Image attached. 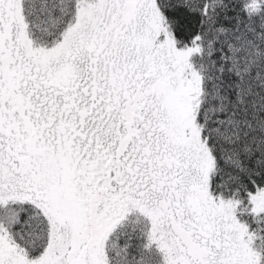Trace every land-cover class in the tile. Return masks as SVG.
<instances>
[{
  "label": "snow or ice",
  "instance_id": "6c2138e0",
  "mask_svg": "<svg viewBox=\"0 0 264 264\" xmlns=\"http://www.w3.org/2000/svg\"><path fill=\"white\" fill-rule=\"evenodd\" d=\"M0 264H264V0H0Z\"/></svg>",
  "mask_w": 264,
  "mask_h": 264
}]
</instances>
